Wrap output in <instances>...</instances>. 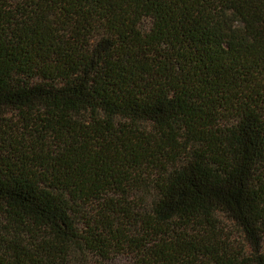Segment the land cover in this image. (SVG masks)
I'll list each match as a JSON object with an SVG mask.
<instances>
[{
	"label": "trees",
	"instance_id": "obj_1",
	"mask_svg": "<svg viewBox=\"0 0 264 264\" xmlns=\"http://www.w3.org/2000/svg\"><path fill=\"white\" fill-rule=\"evenodd\" d=\"M264 264V0H0V264Z\"/></svg>",
	"mask_w": 264,
	"mask_h": 264
},
{
	"label": "rangeland",
	"instance_id": "obj_2",
	"mask_svg": "<svg viewBox=\"0 0 264 264\" xmlns=\"http://www.w3.org/2000/svg\"><path fill=\"white\" fill-rule=\"evenodd\" d=\"M125 263H126V261L124 259H119V260L114 261L111 264H125Z\"/></svg>",
	"mask_w": 264,
	"mask_h": 264
}]
</instances>
